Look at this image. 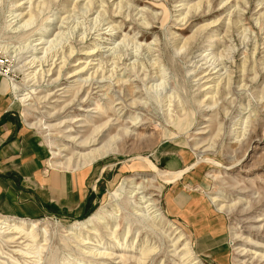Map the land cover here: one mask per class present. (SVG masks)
Here are the masks:
<instances>
[{
  "label": "rangeland",
  "instance_id": "rangeland-1",
  "mask_svg": "<svg viewBox=\"0 0 264 264\" xmlns=\"http://www.w3.org/2000/svg\"><path fill=\"white\" fill-rule=\"evenodd\" d=\"M1 90L0 126L25 128L45 167L81 152L68 136L116 140L86 168L83 213L0 208L40 227L17 243L0 230V264H192L179 231L198 264H264V0H0ZM147 160L176 175L196 165L165 182ZM125 179L153 181L154 226L126 189L110 205ZM102 208L96 234L69 235Z\"/></svg>",
  "mask_w": 264,
  "mask_h": 264
},
{
  "label": "crops",
  "instance_id": "crops-1",
  "mask_svg": "<svg viewBox=\"0 0 264 264\" xmlns=\"http://www.w3.org/2000/svg\"><path fill=\"white\" fill-rule=\"evenodd\" d=\"M3 95L6 94L1 90V105L5 109L9 102L4 98L7 95ZM3 115L4 112H0V116ZM30 139L25 128L18 134L14 133V126L10 123L0 126V170L7 169L4 178H12L0 179V208L10 214L27 216H36L49 209L68 216L83 213L87 202L90 203L91 191L96 193L95 169H61L52 163L45 167L44 153ZM44 168L46 171H42ZM16 183L24 187V191L18 190Z\"/></svg>",
  "mask_w": 264,
  "mask_h": 264
},
{
  "label": "bare ground",
  "instance_id": "bare-ground-1",
  "mask_svg": "<svg viewBox=\"0 0 264 264\" xmlns=\"http://www.w3.org/2000/svg\"><path fill=\"white\" fill-rule=\"evenodd\" d=\"M31 16V15H30ZM28 22V21H27ZM90 55V53H88ZM60 70L58 71V75L60 74ZM76 76V71L71 73V77ZM14 88V86H13ZM69 92V91H68ZM133 105H137L136 102L131 103ZM38 125V124H37ZM31 126V125H30ZM71 132V131H68ZM126 133V132H124ZM116 137L111 138V140L102 146H99L100 142L96 144L98 141L94 137H85L84 139H78L76 140V136H68L67 137V142L71 143V145L76 149L80 150L81 152H73L71 157L64 158L62 162L58 163H53L55 167L57 168H68V169H82L84 167H88L92 163L102 160L105 158L108 154H110L113 149H111L110 142L115 141ZM202 148V147H201ZM199 149V146H195L194 150L197 151ZM65 148H63L64 151ZM201 151V150H200ZM200 153V152H198ZM197 153V155H198ZM197 163V162H196ZM146 164L152 169L154 172L155 179L163 178L165 182H170L172 179L179 177L189 169H192L196 164L187 167V169H184L180 171L179 173H170L167 171H162L156 168L154 165H152L148 160L146 161ZM53 166V167H54ZM71 167V168H70ZM143 184L139 185L135 183L134 179H125L124 183L121 185L119 190L110 195V205L113 206L112 204H115L118 202L117 205H119V202L121 200V195L123 190L129 191V199H136L139 202V206H137V209L140 212L145 213L147 216H143L141 214H137L135 216L143 218V220L154 226L156 223V220L161 217V212L157 208L158 204L153 198H155V194L149 195L148 197L146 196L147 191L153 186V181H143ZM144 183L147 185L145 186ZM150 187V188H149ZM210 202L213 204H216L217 210L220 211L223 208L227 207L225 205H219L218 203L222 202L220 199L216 197L210 198ZM137 203V202H136ZM137 205V204H136ZM228 208H231V206H228ZM115 211V210H114ZM106 210L102 208V210L99 213H95L93 216H91L88 220L80 223L79 228H71L69 229L70 234L69 235H76L77 232H87L89 235H94L96 234V226L98 223H104L105 220H107L108 215L106 214ZM116 214L111 217V220H116L119 218L120 215H118V211H115ZM135 214V213H134ZM107 216V217H106ZM258 222V221H257ZM107 224V223H106ZM102 225V224H101ZM170 229L177 230V228L174 226V224H169ZM3 229V231H2ZM127 229V228H126ZM125 229V237H128L130 233V229L128 228L127 230ZM0 230L2 231L3 234H5V237L7 238V241L9 243H17L18 240L20 239H34L37 237L38 234H40V227L37 222H28L22 219H7L4 217H0ZM119 230V225H113V233H116ZM174 232V231H173ZM1 233V232H0ZM176 233V232H175ZM42 234V233H41ZM178 237H175V243L174 246L179 243V245H182L181 251L183 252V258L187 260L188 262H193L192 264H198L199 261H196V258L192 256V248L190 241L187 240L181 232H177ZM45 240V239H44ZM258 248H263L264 247H258ZM132 252V251H129ZM151 250H143L141 251V256L147 257L149 254H151ZM103 254V253H102ZM111 255L109 254H103L101 257L105 260H109ZM263 257V255H261ZM139 262V261H138ZM142 263V261H141Z\"/></svg>",
  "mask_w": 264,
  "mask_h": 264
}]
</instances>
